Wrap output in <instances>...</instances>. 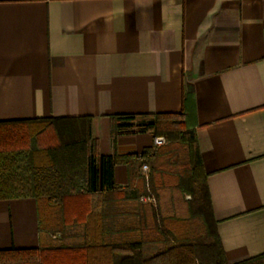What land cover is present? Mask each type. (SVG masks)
Segmentation results:
<instances>
[{
  "label": "crops",
  "instance_id": "obj_1",
  "mask_svg": "<svg viewBox=\"0 0 264 264\" xmlns=\"http://www.w3.org/2000/svg\"><path fill=\"white\" fill-rule=\"evenodd\" d=\"M183 109L227 263L264 255V0H0V122L90 118L112 155L153 136L113 142L110 115ZM106 218L122 236L123 213ZM38 247L35 200H0V250ZM108 254L92 263L123 264Z\"/></svg>",
  "mask_w": 264,
  "mask_h": 264
},
{
  "label": "trees",
  "instance_id": "obj_2",
  "mask_svg": "<svg viewBox=\"0 0 264 264\" xmlns=\"http://www.w3.org/2000/svg\"><path fill=\"white\" fill-rule=\"evenodd\" d=\"M109 121L113 142L150 133L165 144L100 155L90 118L0 122V200L33 198L39 235L38 248L0 250V264H93L108 253L123 264H228L184 109L115 114ZM117 165L126 168L124 188L115 184ZM116 212L124 221L123 235L115 238L104 226ZM116 243L129 251L116 252ZM238 264H264V255Z\"/></svg>",
  "mask_w": 264,
  "mask_h": 264
},
{
  "label": "built area",
  "instance_id": "obj_3",
  "mask_svg": "<svg viewBox=\"0 0 264 264\" xmlns=\"http://www.w3.org/2000/svg\"><path fill=\"white\" fill-rule=\"evenodd\" d=\"M163 144H165V138L164 137H153V146L155 147H159V146H162ZM142 171L144 173L147 172V166L146 165H143L142 166ZM142 201H145V202H153V198H150V197H143L141 198Z\"/></svg>",
  "mask_w": 264,
  "mask_h": 264
}]
</instances>
